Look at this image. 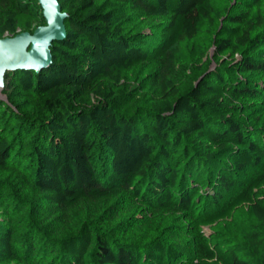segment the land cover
<instances>
[{"label": "trees", "instance_id": "16d2710c", "mask_svg": "<svg viewBox=\"0 0 264 264\" xmlns=\"http://www.w3.org/2000/svg\"><path fill=\"white\" fill-rule=\"evenodd\" d=\"M57 1L66 33L51 64L6 74L0 100V264H264V0ZM132 17L164 20L144 34ZM40 25L37 0H0V39ZM157 61L146 106L119 111L125 73ZM180 67L196 76L185 92ZM121 203L175 218L191 254L147 232L121 240ZM27 205L42 226L20 249ZM81 206L90 219L56 237Z\"/></svg>", "mask_w": 264, "mask_h": 264}, {"label": "rangeland", "instance_id": "374dc122", "mask_svg": "<svg viewBox=\"0 0 264 264\" xmlns=\"http://www.w3.org/2000/svg\"><path fill=\"white\" fill-rule=\"evenodd\" d=\"M239 0H220L215 3V6L217 9L227 8L231 9L235 5H237ZM135 26L136 31L144 34H148L154 31V26L164 20L163 17H155V18H149V19H143L141 24L139 22V18L132 17ZM43 26V25H40ZM39 26V27H40ZM37 27V28H39ZM36 28V29H37ZM30 33V32H29ZM33 33V32H32ZM30 33V34H32ZM214 49L209 46L207 51V57L209 59L213 58ZM160 61H157L156 64L153 65H147L142 64L141 66L135 67L132 70H129L125 73V75L122 78L121 81V88L117 92V96L115 99V106L117 109L120 110H136L138 108H142L146 106V96L148 91V81H149V75L155 72L158 69ZM184 73L183 81L181 82V92H185L188 89L191 88V86L194 84L196 80V76L194 73V70L192 68L185 69L184 67L179 68ZM12 85L13 82L11 79H6V76L3 79L2 84L0 85V100L4 102H8V96L12 92ZM257 115H260V117L264 118V110L258 109ZM255 115V116H257ZM253 116V117H255ZM253 117L248 116L247 114L240 115V118H244L249 123H251V120ZM23 200L27 201L25 202L28 204L29 202H33V194H29L28 196L22 197ZM130 204L121 203L119 204V207H115V212L112 214L113 217H117L113 220L112 226H114L117 231V234H119L121 237H119L121 240H124L126 242L131 241H137L146 232L148 233V236L152 237H162L166 240L175 241L176 245L184 246L187 248V256L190 253V241L191 238L187 236L179 237L175 240V235L177 232L172 228L174 227L177 220L175 218L170 217H163L159 219L156 222H153V220H150V217L148 213L140 208L137 209H129ZM28 206V205H27ZM38 212L34 206H28L27 209L24 210V212L17 216L15 229H16V239L15 243L18 248H22L24 241H25V235L32 224L36 228L41 227L40 221L38 220ZM120 214V215H119ZM111 215V214H109ZM90 214L88 213V209L85 207H79L78 209L71 212L70 217L65 226H63L62 231H58L56 233V237L63 238L64 236L73 234L79 230L80 225L85 220H89ZM183 220V219H181ZM111 221V219H110ZM149 222V224H148ZM147 225L146 228L137 230V225ZM43 230L46 231V226L42 227ZM142 230V231H141ZM101 231V229H100ZM203 231H205L206 234L210 233L209 228L205 227L203 228ZM190 232V230L188 231ZM128 235H126V234ZM152 235H151V234ZM191 254V253H190Z\"/></svg>", "mask_w": 264, "mask_h": 264}, {"label": "water", "instance_id": "95a60500", "mask_svg": "<svg viewBox=\"0 0 264 264\" xmlns=\"http://www.w3.org/2000/svg\"><path fill=\"white\" fill-rule=\"evenodd\" d=\"M45 25L0 39V85L9 72H42L52 62L50 46L65 39V17L57 0H37Z\"/></svg>", "mask_w": 264, "mask_h": 264}]
</instances>
